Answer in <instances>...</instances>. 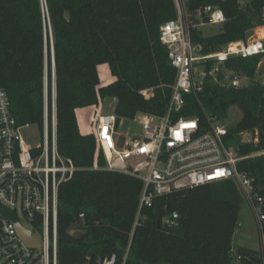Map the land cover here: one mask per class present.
I'll list each match as a JSON object with an SVG mask.
<instances>
[{
	"label": "trees",
	"instance_id": "1",
	"mask_svg": "<svg viewBox=\"0 0 264 264\" xmlns=\"http://www.w3.org/2000/svg\"><path fill=\"white\" fill-rule=\"evenodd\" d=\"M181 3L189 20L208 4L225 14L219 33L205 36L200 26L191 27V38L204 53L246 40L264 26V0ZM177 16L175 0H0V88L7 91L18 124L37 125L40 132L55 92L58 149L78 167L60 187L59 264H100L113 254L116 264H233L237 254L240 264H261L258 251L234 250L244 201L234 180L158 197L152 207L142 208L135 225L142 180L93 168L97 141L92 131H81L76 109L111 97L120 118L166 114L177 69L160 40V26ZM263 59L264 53L228 58L225 67L246 75L249 84L227 87L208 77L204 90L186 95L174 114L197 116L205 126L209 115L224 123L230 108L239 107L242 116L229 128L228 144H236L240 154L262 151L238 168L255 178L264 199V83L256 81ZM104 63L116 80L111 82L107 66H101L106 85L99 87L98 66ZM147 88L153 89L149 98L141 93ZM242 132L253 140L243 142ZM98 162L105 165L102 152ZM173 211L178 224L165 225L164 216ZM74 229L83 230V237L74 238Z\"/></svg>",
	"mask_w": 264,
	"mask_h": 264
},
{
	"label": "built area",
	"instance_id": "2",
	"mask_svg": "<svg viewBox=\"0 0 264 264\" xmlns=\"http://www.w3.org/2000/svg\"><path fill=\"white\" fill-rule=\"evenodd\" d=\"M175 3L177 18L160 26V40L167 46L171 64L177 69L167 112L162 116L137 113L132 120L141 129L132 134L120 131L126 118L116 113L97 114L92 126L97 141L93 168L118 171L142 180L135 225L142 208L152 207L158 197L203 184L234 180L243 199L257 215L262 232L258 259L264 264V199L255 178L238 168L239 162L262 151L240 154L236 144H228L232 136L230 127L215 116L209 115L204 126L197 116L174 114L185 105L186 95L204 90L208 77L222 86L248 85L249 78L226 68L225 62L228 58L264 53V35L255 28L246 40L229 42L215 52L204 53L203 47L192 40L190 29L205 24L204 17L207 23L223 24L226 20L223 10L208 4L189 20L181 0ZM196 21H200L199 25ZM141 93L149 98L153 89L147 88ZM30 126L18 124L8 93L0 88V264H59L60 187L73 177L78 167L58 149L55 92L51 115L46 105L41 140L35 145L24 136L23 130ZM240 136L243 142L253 140L250 132H242ZM100 152L105 156L102 167L98 162ZM80 218L84 219L83 213ZM178 218V212L173 211L164 216L163 223L175 226ZM18 225L30 233L34 242L39 239V243H26ZM128 251L129 248L125 256ZM236 257L242 258L240 254ZM99 263L116 264L117 255Z\"/></svg>",
	"mask_w": 264,
	"mask_h": 264
},
{
	"label": "rangeland",
	"instance_id": "3",
	"mask_svg": "<svg viewBox=\"0 0 264 264\" xmlns=\"http://www.w3.org/2000/svg\"><path fill=\"white\" fill-rule=\"evenodd\" d=\"M250 0H239L241 4H245ZM262 27H256L255 31L259 34ZM200 29L202 30L205 36H210L216 33H219L222 30V24L220 23H205L200 25ZM253 33V32H252ZM262 35V34H261ZM249 81V80H248ZM256 81H260L264 83V59L261 61ZM102 105L104 107V113H115L116 110V101L108 97L103 100ZM242 112L237 106H232L229 110L228 118L223 123L226 126H235L238 121L241 119ZM141 129L139 123L137 121H133L132 119H126L123 121L120 131L124 134H132L134 132H139ZM25 138L32 144H37L41 140V132L37 125H31L28 128L23 130ZM23 223L28 225V223L24 220ZM262 242V232L260 231L257 215L255 211L250 206V204L244 200L240 212V226L234 236L233 246L234 250L238 247H248L258 251L261 248ZM233 264H240V260L235 256Z\"/></svg>",
	"mask_w": 264,
	"mask_h": 264
},
{
	"label": "crops",
	"instance_id": "4",
	"mask_svg": "<svg viewBox=\"0 0 264 264\" xmlns=\"http://www.w3.org/2000/svg\"><path fill=\"white\" fill-rule=\"evenodd\" d=\"M104 65L107 66V68H108V70L110 72V76L109 77L112 79L111 82L115 81L116 80V77L112 75L111 70H110V67L106 63L100 64L98 66L99 74H100V67L101 66H104ZM100 81H101V84H100L99 87L106 85V84L103 83L101 74H100ZM113 99L117 103V100L115 98H113ZM102 102L103 101H101L99 99V101L96 104H93V105H90V106H85V107H80V108H77L76 109L79 126H80V129H81V131L83 133H89V132H91L92 131V126H93V119L95 118V116L97 114L104 113L103 112L104 107L102 105Z\"/></svg>",
	"mask_w": 264,
	"mask_h": 264
},
{
	"label": "water",
	"instance_id": "5",
	"mask_svg": "<svg viewBox=\"0 0 264 264\" xmlns=\"http://www.w3.org/2000/svg\"><path fill=\"white\" fill-rule=\"evenodd\" d=\"M199 23H200V21H196V24H197V25H199ZM53 65H54V67H55L54 49H53ZM18 227H19V231H20L21 237L23 238V240H24L26 243L31 244V245L34 244V243H39V239H38L37 241L34 242V241L31 239L30 233H29L26 229L22 228L21 225H18ZM70 234H71L74 238L79 239V238L83 237V235H84V231H83V230H80V229H74V230H71Z\"/></svg>",
	"mask_w": 264,
	"mask_h": 264
},
{
	"label": "bare ground",
	"instance_id": "6",
	"mask_svg": "<svg viewBox=\"0 0 264 264\" xmlns=\"http://www.w3.org/2000/svg\"><path fill=\"white\" fill-rule=\"evenodd\" d=\"M260 32L262 35H264V27L262 28V30Z\"/></svg>",
	"mask_w": 264,
	"mask_h": 264
}]
</instances>
